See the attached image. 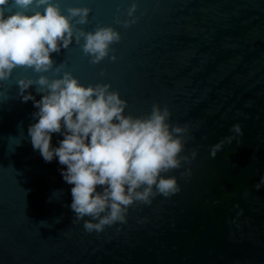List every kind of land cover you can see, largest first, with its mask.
I'll list each match as a JSON object with an SVG mask.
<instances>
[{
	"label": "water",
	"instance_id": "obj_1",
	"mask_svg": "<svg viewBox=\"0 0 264 264\" xmlns=\"http://www.w3.org/2000/svg\"><path fill=\"white\" fill-rule=\"evenodd\" d=\"M54 2L64 15L88 9L86 23L71 20L72 42L51 54L48 71L17 67L0 80V264H264V0ZM5 10L21 11L15 0ZM101 28L120 39L93 62L76 37ZM66 73L84 87L108 85L125 116L168 110L183 150L180 167L161 175L176 178L178 193L153 186L151 203L135 201L124 223L85 229L98 220L77 217L61 166L33 150L37 109L19 87L33 81L27 91L39 100L35 81Z\"/></svg>",
	"mask_w": 264,
	"mask_h": 264
},
{
	"label": "clouds",
	"instance_id": "obj_2",
	"mask_svg": "<svg viewBox=\"0 0 264 264\" xmlns=\"http://www.w3.org/2000/svg\"><path fill=\"white\" fill-rule=\"evenodd\" d=\"M9 2L0 0V80L8 79L17 67L48 71L51 54L72 42L71 20L80 17L78 23L84 24L88 15V9L80 8L68 9L64 15L54 0H15L21 11L10 13L5 10ZM33 5L43 11L29 13ZM81 36L83 51L94 57L93 62L104 59L109 46L120 39L111 28L81 31L77 41ZM33 83L19 81L22 102L32 101L37 109L28 137L46 163L56 160L61 166L63 180L72 186L70 207L77 217L98 220L95 224L86 221L87 231L124 223L127 209L135 201L151 203L153 186L164 197L180 191L175 177L161 175L180 167L177 157L183 150L182 141L173 136L183 129L170 131L167 109L161 111L154 105L146 119L125 116L126 102L110 92L108 85L84 87L68 73L51 82L43 76L35 81L40 86L39 100L27 91ZM44 89L46 94H41ZM233 130L242 134L239 125ZM54 134L62 137L56 145L52 143ZM219 148V144L213 147V158ZM260 184L264 177L257 189Z\"/></svg>",
	"mask_w": 264,
	"mask_h": 264
}]
</instances>
